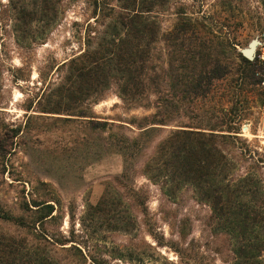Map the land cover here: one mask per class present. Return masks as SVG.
<instances>
[{"label":"rangeland","instance_id":"1","mask_svg":"<svg viewBox=\"0 0 264 264\" xmlns=\"http://www.w3.org/2000/svg\"><path fill=\"white\" fill-rule=\"evenodd\" d=\"M41 1L0 0V237L43 243L60 264H241L208 203L188 188L168 195L145 169L173 130L242 119L227 151L240 175L260 180L254 204L264 218V83L236 99L242 89L228 78L191 102L176 88L184 66L174 56L179 28L192 24L212 55L204 62L218 55L220 69H237L233 47L242 54L254 40L253 61L264 60V0H165L150 14L159 25L152 66L162 92L143 107L125 103L115 84L84 101L58 95L70 86L72 62L97 47L120 12L119 0H47L40 26ZM157 106L171 123L146 134L137 125ZM35 202L53 206L52 217L38 223Z\"/></svg>","mask_w":264,"mask_h":264},{"label":"trees","instance_id":"2","mask_svg":"<svg viewBox=\"0 0 264 264\" xmlns=\"http://www.w3.org/2000/svg\"><path fill=\"white\" fill-rule=\"evenodd\" d=\"M119 2L120 12L106 25L97 47L79 58L78 63L72 62V67L68 69L70 78L67 82H71L70 86L61 91L65 94L58 92L67 103L89 99L108 90L112 84L117 86L118 94L125 103L140 107L145 102L149 103L152 95L161 94V78L152 66L159 41V25L150 14L161 10L165 0ZM47 4L49 1H41L36 11L40 15V26L44 25L45 15L49 11ZM22 25L28 26L27 22ZM16 32L25 33V30L18 28ZM179 33L183 38L179 47L181 52H176L174 56L178 55L184 71L180 78L177 76L175 85L177 89L184 87L185 98L189 101L205 100L211 93L215 94L228 78L242 89L238 95L234 94L236 99L242 95L244 88L255 89L264 83V60L250 61L234 46L233 51L240 61L238 68L220 69L218 55H214L216 59H211L209 63L207 60L204 62L212 55L207 56L206 50L201 49L195 26L182 25ZM184 45H187L186 50L182 49ZM208 66H211L209 70ZM156 109L155 114L137 125L139 129L148 128L146 134L159 129L154 127L169 126L171 123L159 106ZM241 122L242 119L227 125L221 122L206 129L182 127L173 130L157 146L145 170L149 179L160 184L168 195L177 196L188 188L193 190L199 201L208 203L220 225L232 235L234 253L241 264H264V260H259L264 255V218H260L254 204L262 191L261 183L255 175H240L233 157L227 151L233 134L238 133L236 124ZM94 123L89 121L90 125ZM96 125L103 130L108 127L106 122ZM132 147H137V141L132 143ZM33 206L41 215L38 223L52 217L54 208L47 202H35ZM0 264L60 263L43 243L29 244L25 240L0 237Z\"/></svg>","mask_w":264,"mask_h":264},{"label":"water","instance_id":"3","mask_svg":"<svg viewBox=\"0 0 264 264\" xmlns=\"http://www.w3.org/2000/svg\"><path fill=\"white\" fill-rule=\"evenodd\" d=\"M259 46H260L259 40H254L247 49H244L242 51V55L246 59L253 61L255 59L256 51Z\"/></svg>","mask_w":264,"mask_h":264}]
</instances>
